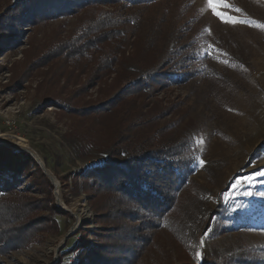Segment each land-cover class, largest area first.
Here are the masks:
<instances>
[{"label":"rangeland","instance_id":"rangeland-1","mask_svg":"<svg viewBox=\"0 0 264 264\" xmlns=\"http://www.w3.org/2000/svg\"><path fill=\"white\" fill-rule=\"evenodd\" d=\"M21 2L0 0V24ZM98 11L110 13L128 44L117 55L121 64L91 83L89 60L57 46ZM217 11L223 18L208 0L94 4L26 20L8 44L9 30L0 26V135L37 152L57 182L27 152L0 145L15 158L30 156L48 182L24 163L15 188L0 192L2 199L25 196L29 218L40 221L29 242L1 254L0 264H84L75 249L81 237L101 244L100 231L116 225L96 216L85 174L112 151L135 148L119 123L134 114L146 130L162 132L164 156L181 173L174 209L156 220L135 264H264V175H257L264 172V0H224ZM162 69L173 81L116 102L124 87L117 74L133 82ZM109 100L115 107L106 112L100 106ZM1 174L11 179L14 172ZM56 192L66 205L84 199L76 215Z\"/></svg>","mask_w":264,"mask_h":264},{"label":"trees","instance_id":"trees-1","mask_svg":"<svg viewBox=\"0 0 264 264\" xmlns=\"http://www.w3.org/2000/svg\"><path fill=\"white\" fill-rule=\"evenodd\" d=\"M20 1L24 5L19 4L10 8L8 14L2 16L4 22L0 26L9 30V36L3 40L5 44L16 42V37L24 31L22 23L29 19L37 22L94 4L120 3L124 6L139 2V0ZM88 14L89 17L83 21L81 27L70 36V41L66 45H58L57 48L58 52L66 49V55L74 60H89L88 80L94 83L108 75L114 65L121 64L117 55L126 48L128 39L123 38L121 30L117 29L116 21L110 17L109 12L98 11ZM52 51L55 53L54 48ZM173 75L171 70L162 69L131 82L127 80L125 74H117L124 87L116 93L114 99L116 102L117 99L123 101L127 96L137 95L145 89L154 90L156 83L164 85L173 81L171 80ZM135 97L126 99L132 100ZM100 107L108 112L110 107H115V102L109 100ZM111 111H114V108ZM84 112L89 113L88 110ZM119 120L124 131L131 134L130 139L136 145L129 153L121 149L112 151L100 165L89 169L85 174L87 180L84 182V190L96 216L102 222H116V225L100 231L104 233V241L101 244L89 245L87 239L81 237L75 249H81L79 260L81 255L85 254L84 264H135L149 247L151 231L156 226V220L170 214L175 207L176 193L181 182L180 167L175 160L164 156L168 146L163 143L162 132L146 130L145 121L140 114H134L126 119L120 117ZM8 153L5 148H0V192L15 188L16 174L20 169L23 170L24 163L26 167L32 163L48 184L41 169L30 156L24 154L25 158L18 156L15 158ZM8 171L14 172L11 179L3 178L1 173ZM24 198L26 197L0 198V255L29 242L32 235L37 232L40 221L36 220V217L29 218L31 212L29 201ZM9 203L12 207H7ZM24 205L26 208L28 206L27 210ZM54 207L51 209L63 212Z\"/></svg>","mask_w":264,"mask_h":264},{"label":"bare ground","instance_id":"bare-ground-1","mask_svg":"<svg viewBox=\"0 0 264 264\" xmlns=\"http://www.w3.org/2000/svg\"><path fill=\"white\" fill-rule=\"evenodd\" d=\"M0 143H4V144L6 143L5 145H8L9 147H11L13 149L21 150L24 152L25 151L29 152L41 165L44 164L41 156L37 152H35L33 149L28 147V145L26 146V145L21 144V143L16 142V141L5 140L3 137H1V135H0ZM44 167H45V165H44ZM46 171H47L48 175L51 174V172L48 169H46ZM55 183H57V182H55ZM56 194H57V192H56ZM57 196H58V199H59V202H60V205L62 206V208H64L65 210L71 211L75 215H76V211H75L76 207L80 205L79 203L82 204V202H84V199L80 196V197L72 200L69 205H66L64 202H62V198H61V196H59V193L57 194ZM77 221H79V220L77 219Z\"/></svg>","mask_w":264,"mask_h":264},{"label":"snow or ice","instance_id":"snow-or-ice-1","mask_svg":"<svg viewBox=\"0 0 264 264\" xmlns=\"http://www.w3.org/2000/svg\"><path fill=\"white\" fill-rule=\"evenodd\" d=\"M209 7L212 8L213 12H215L218 16H221L223 18V13H220L217 11L218 6L222 5L224 3V0H208ZM201 163H204V161H200ZM257 175H264V172H259ZM246 179L251 180V177H247ZM239 183V182H237ZM236 185H233L235 187ZM200 253H197V256H199Z\"/></svg>","mask_w":264,"mask_h":264},{"label":"water","instance_id":"water-1","mask_svg":"<svg viewBox=\"0 0 264 264\" xmlns=\"http://www.w3.org/2000/svg\"><path fill=\"white\" fill-rule=\"evenodd\" d=\"M0 145H5V144H3V143H0ZM5 146H8V145H5ZM26 152V151H25ZM35 161H36V163L41 167V169H42V171L49 177V179L50 180H52V182L54 183V186L56 187V185H55V179H54V177L50 174V175H48V173H47V171H46V168L44 167V164L43 165H41L29 152H27ZM64 209V208H63ZM70 231L71 230H69V232L66 234V236L70 233Z\"/></svg>","mask_w":264,"mask_h":264}]
</instances>
